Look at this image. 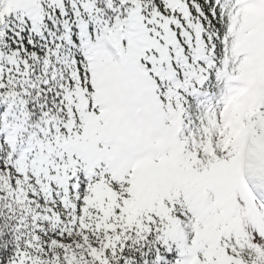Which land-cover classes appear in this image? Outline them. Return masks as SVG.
I'll use <instances>...</instances> for the list:
<instances>
[{
    "label": "snow or ice",
    "instance_id": "obj_1",
    "mask_svg": "<svg viewBox=\"0 0 264 264\" xmlns=\"http://www.w3.org/2000/svg\"><path fill=\"white\" fill-rule=\"evenodd\" d=\"M0 264H264V0H0Z\"/></svg>",
    "mask_w": 264,
    "mask_h": 264
}]
</instances>
